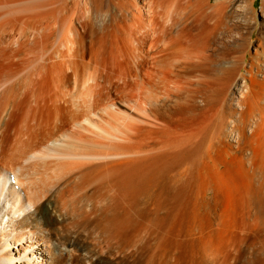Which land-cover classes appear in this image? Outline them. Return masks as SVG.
Masks as SVG:
<instances>
[{
  "label": "bare ground",
  "instance_id": "obj_1",
  "mask_svg": "<svg viewBox=\"0 0 264 264\" xmlns=\"http://www.w3.org/2000/svg\"><path fill=\"white\" fill-rule=\"evenodd\" d=\"M122 1H117L115 6L123 12L122 8L125 7ZM154 2V6H148L151 18L148 21L141 19L146 24L137 39V46L133 50L129 49L130 54L138 59L133 60L128 69L126 65L122 66L117 76L122 81H119L117 92L125 97L131 86H135L139 78L144 76L139 71L146 73L145 82L137 93L141 96L137 97L142 98L138 104L141 117L144 114L140 124L135 121L127 122L128 125L120 123L118 120L122 121V117L117 120V106L109 112V119L104 117L101 121H93L96 117L91 116L97 113L92 109L102 107L105 105H101L102 101L112 99V95L107 94L101 101L100 97L93 96V88L100 83L92 84L89 91L84 92L85 95L78 97V105L83 110L76 109L75 112L80 114L74 113V116L71 110L77 104L60 94L64 89L62 84H69L66 63L71 62L66 54L61 55L67 58L60 56L62 59H56L54 56L59 55L54 54L55 49L54 55L49 54L52 48L47 56L42 54V62L34 64L32 70L26 69L29 67L26 65L30 57L28 55L35 53L39 42L40 46L51 42L49 40L53 33L49 29L58 23L53 9L46 8L47 3L44 6L46 11H33L32 8L29 14L16 15V12V16L0 20V264H264V235L263 232L261 234L263 228L260 221L254 222L256 225L246 224L245 228L252 231L253 236L243 237L244 240L239 239L237 243L236 239L228 240L226 233H223L227 224H224L225 227L214 223L198 225L191 223L190 217L187 223L173 221V218H178V210L186 198L185 192L194 183L190 182L189 175L193 177L192 169L199 163L200 150L204 144L202 134L207 135V132L214 130L213 134L222 142L226 128L227 136L234 139L236 133L233 121L227 123L226 118L221 117L213 123L210 112L207 117L203 116L199 125L194 122L191 125L186 117L184 123H188L185 126L189 129L179 137L171 136L168 125L171 111L168 100L171 96L176 98L175 104L183 107L180 112L189 117L194 116L197 110L201 112L197 105L199 93L205 94L204 102L208 110L211 109L215 98L209 79L212 71L216 70L213 62L218 61L203 51L207 50L216 36L233 38L232 33L228 35L232 25L236 28L232 34L236 38H233L231 45L222 43L219 59L223 61L233 52L238 54L240 51L241 54V51L246 50H243L245 40L250 43L254 30L258 28L257 17L252 13L254 0H240L230 9V0ZM262 4L261 10L264 1ZM101 8L97 6L95 10ZM2 13L4 17L7 12ZM121 18L122 24L121 21L117 24H120L119 30L127 25L125 18ZM169 20L173 22L169 23ZM180 21L181 27L173 32L172 27ZM149 26H152L151 30L146 29ZM241 26L247 32L246 39L241 38ZM56 29L55 26V34ZM256 40L260 41V36ZM69 42L70 46L74 44H71V40ZM72 49L69 48L68 53ZM261 50L258 53L255 48L247 64L246 74L241 73L240 82L236 81L230 89L229 100L240 108L245 104L242 101L250 102L248 94L264 92V82L259 78L264 77V51ZM183 54L186 56L183 57ZM211 54L214 56L213 52ZM31 63H35V59ZM179 65L182 69L174 72L173 68ZM18 73L23 76L14 81ZM182 74L188 76L184 82L180 79ZM159 88H163L164 92L158 91ZM122 111L120 114L126 116ZM135 120L137 122L138 119ZM71 121H75L72 127L76 125L79 131L76 136H73L75 132L70 133L63 142L61 136L69 130L66 129L63 134L60 132ZM113 121L124 124L126 130H123L122 125V128L116 127L118 124ZM250 123L249 130H252L257 121L252 119ZM57 142L62 144L57 145ZM261 148V151L260 148L254 150V156H259L257 169L264 177V144ZM9 171L15 176L11 182L14 176L12 174L10 177ZM246 176L250 178L249 174ZM245 181L244 194L249 199L253 185ZM20 188L24 195L19 191ZM258 204L263 209L264 201L260 199ZM257 224L262 228L260 231L256 230ZM243 230L236 233L240 235ZM214 233L215 239L212 236ZM245 241L246 248L243 251L244 244H241Z\"/></svg>",
  "mask_w": 264,
  "mask_h": 264
},
{
  "label": "rangeland",
  "instance_id": "obj_2",
  "mask_svg": "<svg viewBox=\"0 0 264 264\" xmlns=\"http://www.w3.org/2000/svg\"><path fill=\"white\" fill-rule=\"evenodd\" d=\"M117 1H119V0H114V1L113 0H3L2 2L0 0V16H1L0 20L4 19L5 17L7 18V16L11 17L12 15L16 16L18 14H29L32 12V10L33 11L34 10L46 11L47 9H53V14L56 15L55 18H57L58 23H56L57 25H55V24L52 25L51 26L52 28L50 27L51 29H49L53 33V36H51L50 40H49L51 42H48L50 44L47 43L46 45H44L45 44L44 43V44H42V46H40L41 42H39L37 44L38 46L34 50V52L37 54L35 55V53H30L31 55L30 54L28 55L30 57L27 56L28 61H27L26 65H28L29 67H26V65H25L26 69L33 67L34 64H39L40 62H42V60H41V58H43L42 54H43V56L44 55L47 56L48 53L50 52L49 50H52V48H53V51L50 52L49 54L52 53V55H54V54L59 55L58 57L54 56L56 59H62L63 56H64V58H67V56H69L67 59L71 62V63L68 62L69 65H68V63H66V67L68 68V66H69L68 69L65 67L66 68V75L68 77L70 75V77L68 78L69 84L67 83L68 86L67 85L65 86V83L62 84V85H64V89L62 90V88H63V86H62L59 89V91L62 90L60 92V94L62 93L61 95H64L66 100H73V102L75 104H77L76 108L74 110L73 109L71 110V113L73 111L74 116L76 113H77L76 115H79L80 113L78 111H81V109L83 110V108L78 105L79 104L78 97L80 95L81 96L85 95V93H87L89 91L88 88H90V86L92 84L100 83L93 88V96L98 97V98L100 97L99 100L101 101L102 99L104 100V98H106L107 95H110V96L112 95V99H109L106 101L104 100V101H102L103 103L101 105H103L104 103H105V105H103L102 107H99V108H98V106H96L92 109V111L94 113L95 112L97 113V114H93L91 116L92 118L93 117L97 118V120H96V118H93L94 119L93 121H98V120L101 121L102 118L108 117L109 112L113 108H115V106H117V107H119V110H117V112H119V113L116 114V116L118 117L117 120L120 117H122L121 118L122 121L118 120L120 123L122 122V123L126 124L127 122L131 123V121H133V122L135 121L134 123L140 124L139 121L142 119L144 114L141 117L142 112L139 108V105H140L139 100H141L142 98H140L141 96L137 93L139 92L138 89L145 82L144 76H146V73H145V71L143 73H142V71H139L140 74H143L144 76L139 78V80H138L137 84H135V86H133L134 84L132 83L133 84L131 86L132 88H131L129 94H124L125 97L123 96V94L117 92V86H118L119 81H120V79H117L118 78L117 76H118V73H119L122 66L126 65V69H128L129 66L133 64V62H134L133 60L138 59L135 56H132L130 54L129 49L133 50L135 48V46H137V39L139 36L142 35V33L144 31L143 27L146 24V23L143 24L142 20L147 19V21H148L151 18L152 15L148 12V10H150L148 8L151 5L154 6L153 3H155L154 2L155 0L154 1L153 0H129V2H128V0H124V1H122V4L124 2V7H125V8H122L123 12L120 11L117 8V6H115ZM212 1L214 2L216 0H212ZM230 1L231 2L228 3V4H230L229 9L234 5V3H238L240 0H230ZM263 1L264 0H254V7H253L254 11H252V13L254 12L253 14L256 15V17H257L258 28L256 30H254L253 38L251 39L252 41L250 43H248L249 42L248 40H245L246 42H244V44H243V47H244L243 50L244 49H246V50L241 51V54H240V51L238 54H235L233 52V54L231 53L229 55L228 59H226V60L222 61V59H219L218 53L221 52L220 50L222 48V43H226L228 45L229 44L231 45L233 43V38H236L235 36L232 35L235 33V29H236L235 26L232 25L230 27L231 30L228 33V35L232 33L231 36L233 38H231L230 36L226 37L223 35L222 36H216L217 38L215 37L213 42L211 41V44L209 43V46L206 45V46H208L207 50L203 51V53L205 52L207 55L210 54L213 59H216L218 61V62H216L214 60L215 63L213 62V65H214L213 68H214V70L215 69L216 70H215V72L212 71V73H213V74H211L212 77L210 76V79L208 78L211 81L210 85L213 86V92L212 93L214 96L213 95L212 96H213V98H215L212 105L210 104L211 109L208 110L209 108H207L208 107L207 103L204 102V101H206L205 94H202V93H199L197 95V97H198L197 98V103H198L197 105H198V108H201V112L203 114L197 110V113L192 117H189V115H186V114L184 115L183 113H181L182 111L180 112V110L183 107L180 106L181 104H175L176 98L174 96H171V98L168 100V102L171 105V111L169 112V118H168V125L170 126L169 128H170L171 136H176V135H177V137H179V135L183 136L188 131V129H189L188 126H185L188 123H184V121L186 120L185 119L186 117L188 118L186 121H189L190 122L189 124H191V125L193 124V122L195 124L197 123V125H199V121L203 120V116L207 117L206 116L207 113H210V112L213 115V117H212L213 123H214V121L215 122L218 121L221 117H225L227 120L226 121L227 123L230 120L233 121V130L236 133V136H235L236 140H235V138L230 139L227 136L226 128H225V135L223 137L224 139L222 140V142H224L223 144H222V142L218 141L215 133L213 134L214 130L207 132V135L202 134V137L204 140V142H203L204 144L202 147L204 149L201 148L202 150H200L201 156H199V161H198L199 163H197V165L202 167L203 170L201 171V168H199V170H198L197 165L194 166V168L192 169L193 175L192 174L191 175L193 177L191 178V176L189 175V179H190L191 183L192 182H194V183H192V186L190 184V186L188 187L190 190L187 189V191L185 192L184 195L186 198L184 199V203H183L181 209L178 210L179 212L176 216L178 218H176V220L173 218V221H175V222L181 221V222H186V223H187V221L188 222L191 221V223L198 224V225L204 224V226H205V224L207 225V223H209V224H213V223L214 224H222L223 227L226 226L227 228L225 227L226 229L223 228L224 229L223 230V229H221L222 228L221 225H220L221 228L220 227L219 228L221 230H223V233L224 232L226 233V234L225 233L224 234L226 235L227 239L230 241H234L236 239L235 240L236 243L239 239L244 240L243 237L253 236V233H251L252 231L247 230L245 228L246 224H255V223H258V221H260L262 223L263 229L261 227L260 228L258 227V225L260 224V222H259V224H257L256 230L259 229V231H260V229H262L261 234L263 232L262 235H264V227H263L264 226L263 225L264 224V214H263L264 207H263V209H261V207L258 204L260 199L264 201V177H263L262 173L257 169V162H258L257 160L259 159L258 158L259 156H256V157L254 156V150L260 148L259 151H261V149H262L261 147L264 144V92L263 91L257 92V93L251 92L250 94L252 96L250 94H248L247 97H248V100L250 102L246 103V102L242 101L241 103L242 104L245 103V104H243V107H241V108L238 107L237 105H235L234 103H232L231 100H229L230 89L236 81L240 82V77L242 74L243 75L246 74L247 64L249 62L250 57L254 54L255 48L258 51V53L262 52L261 49H263V51H264V48H263V46H264V41H263L264 40V31H262V29L264 28V10H263L264 7L262 9L263 11L261 10V5H263L262 4ZM42 2H44V3H42ZM45 3H47L46 4L48 6V7L46 6L47 9H45V7H44ZM166 3H168V2H166ZM34 5H36V6H34ZM33 6L36 8H34ZM97 6H98V8L103 7L101 9H98V10H100V12L102 11L101 13L98 10H95V9H97ZM130 6H131V8H129ZM138 6H140V7H138ZM134 8H135V11H133ZM136 8L138 11L137 13H136ZM139 8H141V9L138 10ZM30 9H32V10H30ZM127 9L131 10V11H128ZM142 10H143V13H142ZM73 11H74V13H73ZM2 12H4V13L7 12L6 15L4 14V17H3ZM16 12H17V14H16ZM139 13H141V14H139ZM169 13L171 14L172 10ZM120 14H122L123 16L122 15L120 16ZM126 14L128 16H126ZM59 17H61V18H59ZM121 17L125 18L124 20L126 21L127 25L125 27L123 26L122 30H119L120 24L119 25H117V24L120 23V21L122 24L123 20L119 19ZM86 18H88L87 19L88 21L86 20ZM127 18L128 19L131 18V19L128 20ZM58 19H59V21H58ZM60 20H61V23L59 24ZM85 20H86V22H85ZM62 21H64V22L62 23ZM83 21H84L83 24L86 27L85 26L81 27V25L83 26V24H82ZM174 21H176V18H174ZM181 21L175 27H172L173 32H175L176 29L181 27L180 26L182 23ZM90 22H91V24H90ZM171 22H173V20H169V23H171ZM85 23H87V24H85ZM107 24H108V26H107ZM55 26L57 28L56 34L54 32ZM242 26L240 27L241 28L240 29L241 38L246 39L247 38L246 37L247 32L244 29V27L242 28ZM151 28H152V26L146 27V29H149V30H151ZM96 31H98V32H96ZM231 31H233V32H231ZM46 32H48V30ZM245 32H246V34H245ZM52 33L50 32V35H52ZM203 34H205V36H207L206 33H203ZM37 36L39 37L38 34H37ZM213 36H214V34L212 35V37ZM257 36H260L262 42H261V40L260 41L256 40ZM202 37H204V35ZM229 37L231 39H229ZM204 38H206V37H204ZM68 40L69 41L71 40V44H73V42H74L73 45L75 46V48L73 47V45L70 46V42ZM204 40H207V39H204ZM218 41L220 42V44ZM181 42H184V40H182ZM259 42H261L260 43L261 45L259 44ZM203 44L204 43H202L201 45H203ZM68 45H69V47H68ZM201 45H200V47H201ZM39 46L41 48L43 47L44 50H43V48H42V50H41V48L39 49ZM54 46L56 48H54ZM66 47L68 49L73 48L71 52H73L76 49L75 50L76 52L74 51V53H71V52L68 53L69 50L66 49ZM216 47H218V48L216 49ZM64 48L66 50H64ZM54 49L56 50L55 53H54ZM40 51H41V53H39ZM212 52L214 53V56L211 54ZM62 53L66 54L67 56L61 55ZM93 54H95V55H93ZM243 54H245V56H243ZM201 55H203V54H201ZM237 55H238V57H237ZM60 56H62V58ZM184 56H186V55L183 54V57ZM32 59H35V63H31ZM28 62L30 64H28ZM220 62H221V64H220ZM206 63H207V61H206ZM229 63H231V64L229 65ZM70 64H71V67H70ZM228 68H229V70H228ZM26 69H24L25 73H27ZM173 69H174V72H177L178 70H180L182 68H181V65H179V66L174 67ZM31 70H32V68H31ZM107 72H108V74H107ZM25 73H23V74H25ZM227 74H229V75H227ZM107 75H110V76L107 77ZM21 76H23V75L21 74ZM21 76L18 73L15 77L16 80L14 79V81H17ZM186 77H188L187 74H182L180 76V79L184 82ZM98 78H100V80ZM259 78L262 79V81L264 82V77L259 76ZM132 79L133 78H131L130 80H132ZM208 79L206 78V80H208ZM232 79H234V80H232ZM112 81H113V83H112ZM107 82H109L111 84H109V83L107 84ZM120 82H122V81H120ZM224 85H225V87L223 88ZM159 90L162 93L164 92L163 88H159L158 91ZM81 96H80V98H81ZM120 96H122V97H120ZM137 96H140V97H137ZM114 97H115V99H114ZM201 98H204V99L202 100ZM226 98H227V102H226ZM158 99H160V98H158ZM199 100H201V101H199ZM256 101H257V103H256ZM93 104L95 105L96 103L94 102ZM120 106H121V109L123 110L122 113L123 112L126 113V116L123 114H120L121 113L120 112L121 111ZM172 108L173 109L175 108V109L173 110ZM76 109H79V110L77 112H75ZM136 109L139 111H135ZM136 112L138 114H136ZM119 114H120V116H119ZM127 114L129 115V117H127L128 116ZM132 115H133V119L131 120ZM215 117L217 118V120ZM261 117H263V119ZM108 119H109V117H108ZM135 119H138L137 122ZM252 119H256L257 124L254 125L255 127H253L252 130L251 129L249 130V125L251 124L250 121ZM78 120H76V121H78ZM195 120H198V122ZM74 122L75 121H71L70 124H68V126L67 125L65 126L67 128H64V130H62L63 132H60L63 134L64 131L65 132L67 131L66 129L69 130L66 133H64L65 135L61 136V139L63 142L65 140H67L70 133L72 134L73 132H75V135H73V136H76V133L79 131V127H77L76 125H75V127H74V125L72 127V124H74ZM114 123H117V122H114ZM117 124L118 125L116 127L122 125L119 123H117ZM126 125H128V124H126ZM69 126L72 127L74 130L72 128H70ZM122 127H123V130H126L124 124L122 125ZM71 129H72V131H71ZM75 129H78V130H75ZM117 129H119V128H117ZM79 134L80 133H78V135ZM208 134L210 135L209 137H208ZM78 135H77V137H78ZM213 135H215L216 139H214ZM211 136L213 138H211ZM56 144L60 145L62 143L57 142ZM202 153H203V155H202ZM204 153H206V154H204ZM204 156H206V157H204ZM200 159H202L203 162ZM243 168H244V170H243ZM244 171H246L247 174L250 175L249 179H247V176L245 177V175H247L246 173H245V175H243ZM198 173H202V174L199 175ZM8 174L10 177L12 174L14 176V173L11 171H9ZM206 175L207 176L209 175V176L207 177ZM205 178H207V179H205ZM14 179H15V176H14V178L11 177L10 182H11V180L13 181ZM245 180L247 182H251V185H253V187H252L253 190H252V193L250 194L251 197L249 196V199L247 198L248 201L246 199L247 195L244 194L245 193V191H244V189H245L244 188V186H245L244 181ZM15 182H16V180H15ZM197 184H198V187H196ZM199 186H201V187H199ZM257 189H259V190H257ZM17 190H19V189H17ZM19 191L22 193V195H24V192H23V190L21 191V188ZM194 193H196V195ZM186 194H187V196H186ZM194 195H195V197H194ZM244 198L247 201V203L245 202ZM223 200H224V202H223ZM224 206H226V207H224ZM229 208L231 211L229 210ZM184 209L185 210L187 209V210L185 211ZM232 209H234V210H232ZM262 210H263V212H262ZM188 211H191V212H188ZM246 212H248V213H246ZM228 213H230V214H228ZM188 214H189V216H188ZM185 215L187 217H184ZM188 218L190 219V221ZM254 219H255V221H253ZM220 220H221V222H220ZM249 220H250V222L252 220L253 223L252 222L250 223ZM256 220H257V222H256ZM224 224H227L229 226H227V225L224 226ZM242 228H245V230H243ZM240 230H243L241 232L242 233L244 232V233L241 234V232H240V235H239L236 232H239ZM249 231H250V233H249ZM212 236L213 237L216 236V233H214V235L212 234ZM213 239H215V237ZM245 244H246V241L241 244V246L243 245L242 246L243 251L246 248Z\"/></svg>",
  "mask_w": 264,
  "mask_h": 264
}]
</instances>
